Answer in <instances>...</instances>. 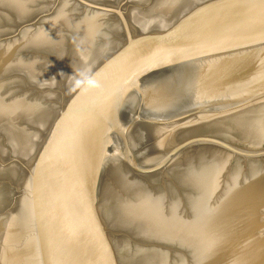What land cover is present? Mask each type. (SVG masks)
Wrapping results in <instances>:
<instances>
[{
  "label": "water",
  "instance_id": "obj_1",
  "mask_svg": "<svg viewBox=\"0 0 264 264\" xmlns=\"http://www.w3.org/2000/svg\"><path fill=\"white\" fill-rule=\"evenodd\" d=\"M0 264H264V0H0Z\"/></svg>",
  "mask_w": 264,
  "mask_h": 264
},
{
  "label": "clouds",
  "instance_id": "obj_2",
  "mask_svg": "<svg viewBox=\"0 0 264 264\" xmlns=\"http://www.w3.org/2000/svg\"><path fill=\"white\" fill-rule=\"evenodd\" d=\"M80 84H82L85 87L88 88H94L97 85L93 82L91 78H89L86 74L82 76V80L80 81Z\"/></svg>",
  "mask_w": 264,
  "mask_h": 264
}]
</instances>
